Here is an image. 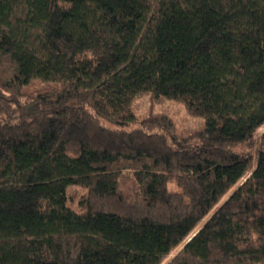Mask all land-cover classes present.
<instances>
[{
	"label": "trees",
	"instance_id": "16d2710c",
	"mask_svg": "<svg viewBox=\"0 0 264 264\" xmlns=\"http://www.w3.org/2000/svg\"><path fill=\"white\" fill-rule=\"evenodd\" d=\"M263 126L264 0H0V264H264Z\"/></svg>",
	"mask_w": 264,
	"mask_h": 264
},
{
	"label": "rangeland",
	"instance_id": "374dc122",
	"mask_svg": "<svg viewBox=\"0 0 264 264\" xmlns=\"http://www.w3.org/2000/svg\"><path fill=\"white\" fill-rule=\"evenodd\" d=\"M50 86L39 81H35L27 91L36 92L49 88ZM133 111L140 118H147L152 115H167L175 123L177 131L182 135H190L195 132H199L205 128L206 122L202 118H194L189 115L186 108L176 102L168 101L164 98H155L151 95L140 97L133 102ZM264 133V126L259 130V135ZM175 189L174 186H171ZM85 191L80 188H70V202L71 206L76 207L78 202L85 195ZM179 250V249H178ZM177 250V251H178ZM176 253V252H175ZM173 257V256H172ZM170 258L167 260V262ZM166 262V263H167ZM165 263V264H166Z\"/></svg>",
	"mask_w": 264,
	"mask_h": 264
}]
</instances>
